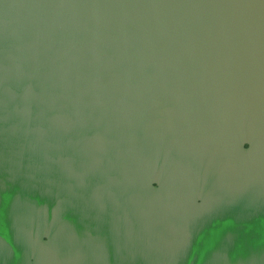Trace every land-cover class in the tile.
Listing matches in <instances>:
<instances>
[{
  "label": "water",
  "instance_id": "obj_1",
  "mask_svg": "<svg viewBox=\"0 0 264 264\" xmlns=\"http://www.w3.org/2000/svg\"><path fill=\"white\" fill-rule=\"evenodd\" d=\"M0 264H264V0H0Z\"/></svg>",
  "mask_w": 264,
  "mask_h": 264
}]
</instances>
